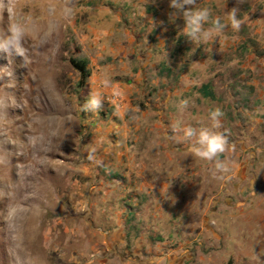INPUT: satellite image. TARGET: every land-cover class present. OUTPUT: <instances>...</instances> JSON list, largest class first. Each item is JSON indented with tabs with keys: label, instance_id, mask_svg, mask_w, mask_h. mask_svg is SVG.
Returning <instances> with one entry per match:
<instances>
[{
	"label": "rangeland",
	"instance_id": "obj_1",
	"mask_svg": "<svg viewBox=\"0 0 264 264\" xmlns=\"http://www.w3.org/2000/svg\"><path fill=\"white\" fill-rule=\"evenodd\" d=\"M197 4L222 22L237 6ZM0 5V36L27 29L26 60L0 53V264H264V0L239 5V32L199 43L169 0ZM92 92L104 106L82 112ZM217 107L224 180L172 138Z\"/></svg>",
	"mask_w": 264,
	"mask_h": 264
},
{
	"label": "clouds",
	"instance_id": "obj_2",
	"mask_svg": "<svg viewBox=\"0 0 264 264\" xmlns=\"http://www.w3.org/2000/svg\"><path fill=\"white\" fill-rule=\"evenodd\" d=\"M245 2L246 0H236L237 6L227 11V22H222L220 16H213L210 8L198 6L197 0H169L168 6L173 10L169 13L171 19L173 17L183 19V35L192 43H199L207 42L214 34H222L229 27L234 32H239L244 23L238 16L239 5ZM26 32L27 29L23 25H11L7 33L0 36V53L7 56H19L26 60L27 50L23 47ZM104 103L105 99L102 93L92 92L81 106V111L99 113ZM190 103L189 99L181 100L178 104L179 111H185ZM223 115L222 110L217 107L208 114L209 125L181 126L179 122L172 125V138L188 144L192 156L197 160L211 164L213 177L221 180H224L230 172L229 163L221 159L230 148L228 136L219 131L223 126L221 122ZM87 159L98 165L102 164V161L95 158L94 150L88 154Z\"/></svg>",
	"mask_w": 264,
	"mask_h": 264
},
{
	"label": "trees",
	"instance_id": "obj_3",
	"mask_svg": "<svg viewBox=\"0 0 264 264\" xmlns=\"http://www.w3.org/2000/svg\"><path fill=\"white\" fill-rule=\"evenodd\" d=\"M71 63L73 64L74 68L79 72L81 77V84L85 82L91 75L90 69L88 67L89 61L87 58H80V59H72ZM205 96L207 97H214L213 92L209 89L208 85L202 87Z\"/></svg>",
	"mask_w": 264,
	"mask_h": 264
},
{
	"label": "crops",
	"instance_id": "obj_4",
	"mask_svg": "<svg viewBox=\"0 0 264 264\" xmlns=\"http://www.w3.org/2000/svg\"><path fill=\"white\" fill-rule=\"evenodd\" d=\"M122 223H123V220L121 219V217H115L114 219L111 218V219L106 220V225L104 224L102 229H99L101 234L103 235V241L105 244H107V246H108V244L113 243L115 241L113 238V234L119 233L117 231L116 233L114 232L112 234L111 229H108V227L109 226H111V228H114L116 226L122 227V225H123Z\"/></svg>",
	"mask_w": 264,
	"mask_h": 264
}]
</instances>
